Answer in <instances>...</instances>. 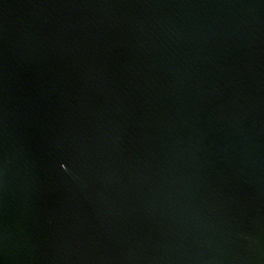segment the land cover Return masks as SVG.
Wrapping results in <instances>:
<instances>
[{
  "label": "water",
  "instance_id": "water-1",
  "mask_svg": "<svg viewBox=\"0 0 264 264\" xmlns=\"http://www.w3.org/2000/svg\"><path fill=\"white\" fill-rule=\"evenodd\" d=\"M0 264H264V0H0Z\"/></svg>",
  "mask_w": 264,
  "mask_h": 264
}]
</instances>
